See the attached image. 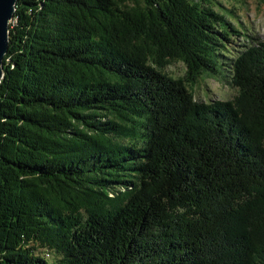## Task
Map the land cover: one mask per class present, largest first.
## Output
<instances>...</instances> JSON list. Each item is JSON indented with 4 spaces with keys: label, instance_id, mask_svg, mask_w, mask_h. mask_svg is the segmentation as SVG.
Here are the masks:
<instances>
[{
    "label": "trees",
    "instance_id": "16d2710c",
    "mask_svg": "<svg viewBox=\"0 0 264 264\" xmlns=\"http://www.w3.org/2000/svg\"><path fill=\"white\" fill-rule=\"evenodd\" d=\"M216 2L17 0L0 264H264V41ZM222 69L237 95L198 102Z\"/></svg>",
    "mask_w": 264,
    "mask_h": 264
},
{
    "label": "rangeland",
    "instance_id": "374dc122",
    "mask_svg": "<svg viewBox=\"0 0 264 264\" xmlns=\"http://www.w3.org/2000/svg\"><path fill=\"white\" fill-rule=\"evenodd\" d=\"M213 7L237 30L264 41V0H217ZM248 39L245 36L239 38L240 41L236 43L244 44ZM153 64L175 78H184L188 70L187 65L181 60H167L163 64L156 62ZM189 88L194 93L195 99L203 103L233 100L238 93L237 88L232 85L231 73L228 69H222L218 74L203 72L198 82ZM48 261L53 263L54 258H49Z\"/></svg>",
    "mask_w": 264,
    "mask_h": 264
},
{
    "label": "water",
    "instance_id": "95a60500",
    "mask_svg": "<svg viewBox=\"0 0 264 264\" xmlns=\"http://www.w3.org/2000/svg\"><path fill=\"white\" fill-rule=\"evenodd\" d=\"M17 0H0V83L4 78V57L9 49L10 23L14 19Z\"/></svg>",
    "mask_w": 264,
    "mask_h": 264
}]
</instances>
